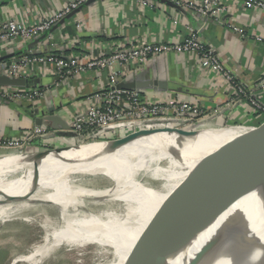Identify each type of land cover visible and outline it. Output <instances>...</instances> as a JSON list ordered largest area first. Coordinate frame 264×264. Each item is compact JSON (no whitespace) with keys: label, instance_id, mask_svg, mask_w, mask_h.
Segmentation results:
<instances>
[{"label":"crops","instance_id":"obj_1","mask_svg":"<svg viewBox=\"0 0 264 264\" xmlns=\"http://www.w3.org/2000/svg\"><path fill=\"white\" fill-rule=\"evenodd\" d=\"M69 1L0 0V21L30 25ZM147 1L145 6L139 0L83 4L73 18L42 34L40 42L36 38L0 43V58H5L0 63L7 65L24 54L108 56L121 45L142 41L175 45L193 30L216 53L233 79L264 105V93L255 88L264 79V8L246 10L240 1L218 0L225 11L213 18L186 9L184 4L190 0H177L179 5L173 3V7L158 0ZM257 1L264 4V0ZM233 27L239 30L234 32ZM29 70L26 80L30 85L21 90L36 89L40 95L30 103L0 99V142L21 141L38 128L41 134L30 141V149L69 146L73 136H56L60 128L55 129L47 121L37 126L36 121L45 119L48 110L54 109L51 115L69 127L73 118L91 105L94 96L105 90L106 72L87 71L76 78H61L50 66ZM119 84L132 88L124 90H137L145 103H190L202 110L205 116L199 121L211 129L224 123L257 125L256 113L246 99L240 98L228 83L203 70L193 54L170 52L151 58L139 69L119 68Z\"/></svg>","mask_w":264,"mask_h":264},{"label":"bare ground","instance_id":"obj_2","mask_svg":"<svg viewBox=\"0 0 264 264\" xmlns=\"http://www.w3.org/2000/svg\"><path fill=\"white\" fill-rule=\"evenodd\" d=\"M172 124L162 122L158 126L171 130ZM203 130L186 138L167 132L139 136L129 142L88 143L60 153L0 156V188L27 195L26 202L16 207L6 202L8 197L0 195V222L7 221L12 210L14 215L25 211L30 203L51 204L59 211L60 226L51 228L45 221L43 243L15 258L12 264H40L62 246L82 250L87 245L111 250L112 259L104 264H144L194 188L259 135L247 127ZM162 172L181 182L158 189L143 184L144 176L154 178ZM104 173L115 176L121 186L90 191L76 184L81 177ZM17 174V179L5 180ZM34 187L38 190L32 194ZM86 196L116 203L118 208L94 214L83 205L82 198ZM234 212L239 216L216 232ZM199 250L196 264H264V194L254 191L240 198L175 257H168L166 264H187Z\"/></svg>","mask_w":264,"mask_h":264},{"label":"built area","instance_id":"obj_3","mask_svg":"<svg viewBox=\"0 0 264 264\" xmlns=\"http://www.w3.org/2000/svg\"><path fill=\"white\" fill-rule=\"evenodd\" d=\"M87 0H71L56 12L40 18L36 23L23 25L14 20L0 21V43L19 39L21 41L39 38L42 34L57 25L62 19L76 11ZM179 5L177 0H166ZM242 2L244 9L264 8V4L257 0H237ZM141 6L147 5V0H139ZM185 8L203 17L218 18L224 7L220 6L218 0H190L184 4ZM239 29L233 27V31ZM170 52L175 54H193L198 59L199 66L213 73L220 80L228 83L231 89L240 98L246 99L251 104L253 111L264 108L261 103L255 101L253 95L248 93L244 87L238 84L231 73L225 69L216 53L204 45L197 31L190 30L186 38L180 44L165 45L150 42H139L137 44L121 45L108 56L61 57L52 54L46 55H21L11 63L4 65L0 63V73L15 79H26L29 76V67L50 66L58 77H78L87 71H105L107 74V86L104 91L97 93L91 105L83 112L76 115L69 125L74 137V143L82 144L83 141L93 139L101 131L121 128H134L135 122L131 119L144 117L150 119L154 125L162 122H172L174 128L177 122H193L203 115L202 110L186 102H173L168 105L157 103H145L137 90H124L118 88L119 68L130 67L132 70L139 69L151 58L164 56ZM264 93V79L260 80L255 87ZM40 92L36 89L21 90L17 88L0 87V99L5 101L30 102L37 98ZM257 109V110H254ZM256 113V112H255ZM126 121V122H124ZM197 121V120H196ZM199 121V119H198ZM199 121L196 124H201ZM158 126V125H157ZM208 127L202 124L201 128ZM161 128V127H160ZM210 128V127H208ZM41 134L38 128L21 141H1L0 148L12 149L20 154L23 153L30 141Z\"/></svg>","mask_w":264,"mask_h":264},{"label":"water","instance_id":"obj_4","mask_svg":"<svg viewBox=\"0 0 264 264\" xmlns=\"http://www.w3.org/2000/svg\"><path fill=\"white\" fill-rule=\"evenodd\" d=\"M99 0H87L83 5H88ZM168 6H175L166 0H158ZM73 11L62 19L57 25L65 23L68 19L78 13L82 7ZM44 37L38 38L40 42ZM5 58H0V62ZM30 82L26 79H15L0 73V87L6 88H26ZM118 88L132 89L127 85L119 84ZM54 109L48 110V116L44 119H38L36 125L40 126L42 122L47 121L55 125L56 136H73L69 127L65 125L58 117L51 115ZM181 121H178L179 124ZM201 124H205L204 122ZM198 126V124L193 125ZM259 135L242 146L239 150L230 155L223 161L210 175L205 177L190 193L181 207L173 216L169 226L163 236L155 244L152 252L144 264H166L168 257H175L176 253L191 242L198 234L212 226L219 218L240 198L251 192L257 191L264 194V123L256 128ZM172 132L181 137H192L194 132L189 129L173 128L171 130L158 128L149 131H140L130 136L123 137L116 141L126 140L141 136H150L157 133ZM69 146H61L53 149H45L34 154L42 153H60ZM239 216V212H234L218 227L216 232L222 231L232 221ZM215 232V233H216ZM214 233V234H215ZM199 250L187 264H196L199 259Z\"/></svg>","mask_w":264,"mask_h":264},{"label":"rangeland","instance_id":"obj_5","mask_svg":"<svg viewBox=\"0 0 264 264\" xmlns=\"http://www.w3.org/2000/svg\"><path fill=\"white\" fill-rule=\"evenodd\" d=\"M36 99V98H35ZM257 101V99H254ZM32 99L30 102H33ZM29 102V103H30ZM250 107L251 104H249ZM264 107V106H262ZM254 108V107H253ZM261 110L255 111V118L257 125H248V124H221L216 127H247L254 130H257V127H260L261 124L264 123V108ZM205 116V115H204ZM204 116L199 117L198 119L203 118ZM196 119L193 122H185L184 120H180L181 122L177 124V128L180 129H189L190 131H200L208 127L201 128L202 124H198V126H194L198 121ZM135 122L134 128H121V129H113L108 131H101L99 132L98 136L93 139H88L80 143H72L70 147L85 145L88 143H94L89 145H99L105 142H113L119 140L123 137L130 136L134 133H138L140 131H149L160 128L150 119L140 117L137 119H131V121ZM126 122V121H124ZM164 128V126H161ZM208 131V130H203ZM201 132V131H200ZM99 142V143H96ZM87 145V146H89ZM47 148H43L45 150ZM53 149V148H48ZM39 150V151H42ZM39 151H35L34 149H30L29 145L27 149L23 153H19L12 149H3L0 148V156L6 157L8 155L12 156H26L31 155L34 153H38ZM36 177H38V168L36 169ZM203 173L199 174V178H203ZM18 178V174L16 176H8L5 178L6 181H11ZM82 178V177H81ZM76 181L77 185L82 186V188H86L90 191H103V190H112L115 186H121V182L115 179V176L104 173L100 176H87L83 177L82 179ZM143 184L152 186L156 189L162 186H171L175 183H180L181 181L174 177H166L164 173H158L156 177L150 178L149 176H144L142 178ZM178 181V182H177ZM37 188V189H36ZM161 188V187H160ZM35 190H32V194L38 190V187H34ZM8 189L0 188V195H4L9 199L6 200L8 204H13L14 207L23 205L27 199V195L20 192H13L7 191ZM179 196V195H178ZM86 198V199H85ZM92 197L86 196L82 198L84 202V207L86 211L93 212L94 214L100 213L102 211H110L112 209L118 208V204L116 203H108L107 200L103 199V201H98ZM90 199V200H89ZM20 201V202H19ZM100 202V203H99ZM88 205V206H87ZM112 208V209H111ZM14 212H10L8 215V220L5 222H0V264H12L13 260L19 256H24L29 254L34 246L41 245L43 243V239L46 235V230L43 227L45 221L51 224V228H58L60 226L59 222V211L51 204L37 202V203H30V207L25 211H22L16 215ZM14 215V216H12ZM32 220V221H30ZM85 248V249H84ZM82 250H73L68 249L67 247L58 248L54 251L49 257L42 260L40 264H104L107 261L112 259L111 250L106 247H102L99 249L94 245H87ZM105 251L103 253L102 251ZM96 254V255H95ZM100 254V255H99ZM103 262V263H102ZM21 264V263H16ZM25 264V263H23Z\"/></svg>","mask_w":264,"mask_h":264}]
</instances>
